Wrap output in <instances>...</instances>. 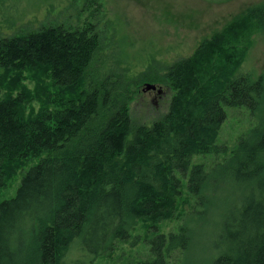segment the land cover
I'll return each mask as SVG.
<instances>
[{"label": "trees", "instance_id": "trees-1", "mask_svg": "<svg viewBox=\"0 0 264 264\" xmlns=\"http://www.w3.org/2000/svg\"><path fill=\"white\" fill-rule=\"evenodd\" d=\"M96 25L56 22L0 36V192L37 159L0 201V264H72L65 256L76 238L102 255L138 219L153 234L150 256L136 264H169L171 251L188 245V229L164 234L157 224L174 216L183 182L194 199L191 219L203 217L211 194L224 193L207 264H264L263 122L210 168L191 162L227 152L216 142L225 107L261 103V78L237 70L253 34L264 31V1L162 74H140L172 91L150 124L130 117L134 92L120 75L93 68L104 41Z\"/></svg>", "mask_w": 264, "mask_h": 264}, {"label": "rangeland", "instance_id": "rangeland-1", "mask_svg": "<svg viewBox=\"0 0 264 264\" xmlns=\"http://www.w3.org/2000/svg\"><path fill=\"white\" fill-rule=\"evenodd\" d=\"M100 1L102 5L96 8L92 0H0V36L48 23L66 22L73 26H81L84 22L97 23L104 41L99 52L100 63L97 60L93 68L99 67L101 73L120 75L134 92L130 117L134 122L150 124L167 111L172 91L165 83H142L138 80L140 74H162L168 65L191 54L203 39L220 30L246 8L264 0ZM237 71L238 74H250L253 80L260 77L264 84V31L253 34ZM146 83H153L156 87L146 88ZM225 113L216 142L224 144L227 152L194 154L192 163H202L210 168L230 153L240 137L250 133L259 123L264 124V95L256 110L242 105L225 107ZM36 160L33 158L19 166L0 192V201L14 195L23 172ZM219 195L222 198L224 193L209 196L203 217L191 219L194 199L183 182L174 216L157 224V230L164 234L176 232L179 226L188 229V245L172 250L168 255L169 264H207L216 255L211 240L224 209ZM149 222L138 219L129 238L117 241L112 250L102 255L93 256L79 245L76 238L65 261L72 264H136L150 256L148 239L153 231L147 230Z\"/></svg>", "mask_w": 264, "mask_h": 264}, {"label": "water", "instance_id": "water-1", "mask_svg": "<svg viewBox=\"0 0 264 264\" xmlns=\"http://www.w3.org/2000/svg\"><path fill=\"white\" fill-rule=\"evenodd\" d=\"M145 87H146V88H150V89H154L156 86H155V84H153V83H146V84H145Z\"/></svg>", "mask_w": 264, "mask_h": 264}]
</instances>
